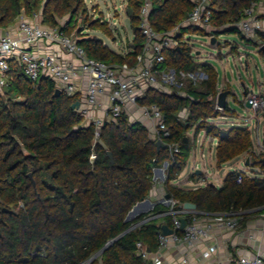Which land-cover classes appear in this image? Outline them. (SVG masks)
Instances as JSON below:
<instances>
[{"label":"trees","instance_id":"16d2710c","mask_svg":"<svg viewBox=\"0 0 264 264\" xmlns=\"http://www.w3.org/2000/svg\"><path fill=\"white\" fill-rule=\"evenodd\" d=\"M142 3L128 0L134 26H138ZM252 3L264 0H211L210 24L236 33V24ZM192 7V0H154L150 24L158 32L171 30ZM37 13L42 24L51 28L69 17L61 30L67 36L75 35L89 58L131 64L141 50L138 27L130 45L133 51L127 54L112 52L98 39H81L82 29L76 31L78 21L111 35L106 23L90 21L84 0H0V29L12 25L21 14L32 17ZM182 31L204 35L198 29ZM165 58L169 67L202 71L208 79L188 88L187 97L149 90L139 101V106L156 105L164 117L170 136L162 142L165 149L159 151L148 130L140 123H129L125 115L105 122L95 138L94 126H85L71 109L77 96L61 93L53 97L56 87L52 81L32 83L12 68L13 79L0 92V264H83L114 240L90 264H144L135 245L141 242L153 253L160 226L154 221L123 234L131 224L125 218L148 197L152 169L164 163H168L166 194L179 203H193L197 211L207 213L258 209L262 210L255 214L264 213V178L229 172L219 188L207 184L183 190L172 185L185 167L187 133L193 127L196 133L203 130L217 140L218 167L243 156L249 158V166L264 171V155L253 153L247 129L209 125L219 113L210 98L217 95V74L209 64L196 62L186 44L167 51ZM184 110L187 117L181 120ZM226 111L227 104L222 112ZM173 144L179 153L170 156L168 145ZM162 209L158 204L154 207L155 212Z\"/></svg>","mask_w":264,"mask_h":264},{"label":"built area","instance_id":"2783aa9c","mask_svg":"<svg viewBox=\"0 0 264 264\" xmlns=\"http://www.w3.org/2000/svg\"><path fill=\"white\" fill-rule=\"evenodd\" d=\"M85 2V0H84ZM154 0H143L138 14V30L143 39L141 50L136 55L135 61L129 63L107 64L99 60L89 58L85 51L78 44L79 39L74 36H67L61 30L65 25L51 28L41 22V14H34L26 17L21 14L16 19V31L10 30L0 32V92L8 85L12 78L13 70H19L28 80L36 83L41 79L52 81L61 93L68 97L77 96L79 106L74 109L83 119L85 126L93 125L95 138L99 137L100 128L105 122H115L127 111L126 108H139L151 121L150 138L153 141H161L170 136V132L164 122V117L156 105L139 106L146 92L170 94L177 93L187 97V89L200 86L207 81L208 77L200 71L186 72L176 70L166 65L165 52L174 50L180 44L188 43L184 40L185 35L181 34L182 29L192 28L202 31L205 36L214 37L219 32L210 24L211 0H192V10L185 19L171 30L156 31L150 24ZM128 3V0H126ZM257 4L252 3L244 10L245 18L237 23V28L244 38L251 40L257 33L264 31V26L253 18V12ZM127 4L120 6V12L125 13ZM97 11L94 8L87 9V15L93 19ZM110 18L109 15L106 17ZM100 23L106 20L104 17L97 19ZM40 43L56 46L63 54L71 59H61L60 56L48 50L39 52ZM131 48V47H130ZM130 49L125 54L132 52ZM194 58V57H193ZM241 60V59H239ZM82 81H86L85 89L81 88ZM218 95V93H217ZM216 95V96H217ZM106 97L108 105L103 109L102 116L96 112L101 108L100 98ZM217 98V97H216ZM255 113L264 110V94L258 96L247 95L245 105ZM215 110L221 111L215 102ZM180 114V119L187 117V110ZM257 150L253 149L256 156L264 155V143L260 144L257 136ZM170 156L179 153L178 145H168ZM168 163L161 167L152 169L153 181L158 180V173L162 174V181L165 180V171ZM157 205V204H156ZM163 206L159 212L154 211L152 206L147 211H142L129 221L131 224L126 233L138 229L148 223L157 221L160 226L157 235V248L151 253L141 242H137L136 255L144 261V264H168L164 260V253L173 245L179 252H182L178 264H189L187 253L199 254L206 261V264H264V251L257 250L251 254L237 255L230 260L219 258L209 259L214 256L219 245L214 241L205 250H200L198 244L213 238L216 231H227L237 233L241 231L246 216H252L261 222V230L264 231V213L258 210L229 211L226 213H207L201 211L186 210L178 200L165 197L158 203ZM166 219L170 220L167 224ZM184 219L185 226L181 228L180 220ZM166 225L172 234L164 236L161 233V226ZM90 260V259H89ZM89 260L83 264H89Z\"/></svg>","mask_w":264,"mask_h":264},{"label":"rangeland","instance_id":"374dc122","mask_svg":"<svg viewBox=\"0 0 264 264\" xmlns=\"http://www.w3.org/2000/svg\"><path fill=\"white\" fill-rule=\"evenodd\" d=\"M84 3L87 9L94 8L97 11L93 19L88 16L90 21L104 17L106 20L104 23L111 35L106 34L101 28L89 26L88 23L81 25V21H78L76 31L82 29L81 39H98L109 50L117 53L125 54L131 49L137 26L131 24L126 12L119 10L120 6L128 4L126 0H85ZM107 15L110 16L109 19L106 18ZM183 35L186 36L183 39L188 40V43L182 44L190 48L195 61L209 64L217 74V86H224L229 92L226 97L228 111H219L215 118L208 121L211 123L209 125H217L225 130L233 127L247 129L253 149L257 150V136L260 144L264 142V110L255 113L252 109L246 108L245 98L247 95L264 94V53L260 52L264 47V38L256 35L248 40L238 31L219 32L214 36L215 44L211 45L212 37L190 32ZM81 48L84 49L83 46ZM216 97H210L214 104L217 101ZM194 129L189 131V136L187 135L191 141L185 167L172 185H180L186 190L207 184L218 187L219 182L223 181L229 172H241L248 177L264 178V171L259 167L245 166V161L242 162L243 156L218 167L215 161L217 140L203 130L196 133ZM195 171H200L201 175H194ZM253 219V216L246 217L242 227Z\"/></svg>","mask_w":264,"mask_h":264},{"label":"crops","instance_id":"0c3cea01","mask_svg":"<svg viewBox=\"0 0 264 264\" xmlns=\"http://www.w3.org/2000/svg\"><path fill=\"white\" fill-rule=\"evenodd\" d=\"M253 18L258 20L261 23V25L264 26V4H261V3L257 4V6L255 7L254 12H253ZM68 20H69V17H66V18L61 20L62 22L59 21L58 24L65 25ZM235 27L237 28V24ZM224 29L225 28H222L221 30H219V32L220 33L221 32L222 33L227 32ZM5 30H10L14 33L16 31V21L12 25L7 27L6 29H0V32L5 31ZM237 30H238V28H237ZM238 32H239V30H238ZM257 35H259L260 38H264L263 37L264 31L261 33H257ZM242 37H243V35H242ZM37 50L39 52H48V50L54 51L60 56L61 59H71V57H69L68 55H65L61 51H59V49L56 46L49 47L48 45H45L44 43H40ZM129 50H127V52ZM112 52H114V51H112ZM114 53H117V52H114ZM122 54H124V53H122ZM86 86H87L86 81H82L81 88L85 89ZM217 89L219 90V92H217L218 94L221 91L223 92V90H225L224 86H222V87L217 86ZM99 102H100L101 108H99V110L96 112V114L101 117L103 114V109L108 105L107 98L101 97ZM126 110L127 111L124 113V115L127 117L129 123H131V124L140 123L143 127H145L148 130V132L150 131L152 123L148 118L144 117V115L142 114V112L139 108L136 109V107L135 108L128 107V108H126ZM181 114L184 115L183 111ZM187 135L189 136V132L187 133ZM190 141L191 140H189V144H190ZM243 160L245 161V157L242 158V162H244ZM222 182L223 181L219 182V186L217 188L221 187ZM177 187L181 188L183 190H186V189L182 188L180 185H177ZM193 189H195V188H193ZM166 195L167 194L165 191L164 181H162V174L158 173V180L153 181V187H152L151 191L149 192L148 197L144 200L145 203H143V204H145V205L143 207H141V209L138 212L147 211L152 206H155L156 204L160 203V201ZM143 204H141V205H143ZM141 205H138L137 207H139ZM260 226H261V222L259 221V219L254 218L253 220L248 221L242 227L241 231H239L237 233H230L227 231H216V232H214L213 238H211L209 240H205L203 242H200L198 244V247L200 250H205L210 244H212L215 241L219 245V249H218L217 253L214 256L212 255L209 259H214L217 257L221 260H230L231 258H233L237 255L251 254V253L256 252L257 250L264 251V231L261 230ZM181 254H182V252H179L176 248L173 247V245H169V248L164 253V260L168 264H178ZM187 256L189 259V264H206V261L203 258H201L199 256V254L187 253Z\"/></svg>","mask_w":264,"mask_h":264},{"label":"water","instance_id":"95a60500","mask_svg":"<svg viewBox=\"0 0 264 264\" xmlns=\"http://www.w3.org/2000/svg\"><path fill=\"white\" fill-rule=\"evenodd\" d=\"M125 14L127 15V17H130V16H131V9H130V8H127ZM210 44H211V45H214V44H215V38H214V37L211 38V40H210ZM177 49H178V48H177ZM261 49H262V51H264V47H262ZM228 94H229L228 91H223V92H220V93L218 94V96H217V102H216V105H217L218 108H221L222 110L225 108V106H226V97H227ZM60 95H61V92H60L58 89H56L55 92H54V94H53V97H58V96H60ZM78 106H79V102L76 101V102H74V103L71 105V109H72V110L77 109ZM245 107H246V108H249V104L246 103ZM165 147H166V146H165L161 141H156V142H155V148H156L157 151H159L160 148L165 149ZM107 155H108L110 161L112 162L113 160H112V156H111V154L108 152ZM92 158H93V157H92ZM261 161L264 163L263 160H261ZM245 166H249V158H246V159H245ZM200 174H201L200 171H195V173H194V175H200ZM28 177H30V175H28ZM169 197H170L169 195H166V196H165V199H168ZM143 203H145V201H141V202L137 203V204L131 209V211L127 214V216H126V218H125V222H129V221H131V220L134 218V216H135L136 214H138V213H142V212H138V210H137V206H138V205H141V204H143ZM183 208L186 209V210H192V211H196V210H197V209H196V206H195L193 203H189V202L184 203V204H183ZM135 209H136L137 211H135V213H134V210H135ZM180 223H181V228H183V227L185 226V221H184V219H181V220H180ZM125 233H126V231H125L123 234H125ZM161 233H162L164 236H167V235L172 234V231H171L166 225H162V226H161ZM123 234H122V235H123ZM122 235H120V236H122ZM114 241H115V240H114ZM114 241H111L110 243L106 244V246H105L104 248H102V249H101L98 253H96L92 258H90V260H89V264H90V263H91V262H92V261L98 256V255H100L105 249H107V248H108V247H109ZM147 251L150 252L148 249H147ZM147 264H151V263L148 262Z\"/></svg>","mask_w":264,"mask_h":264},{"label":"bare ground","instance_id":"6f19581e","mask_svg":"<svg viewBox=\"0 0 264 264\" xmlns=\"http://www.w3.org/2000/svg\"><path fill=\"white\" fill-rule=\"evenodd\" d=\"M145 204H143V205H141V206H139V207H137V210L139 211L140 209H141V207H143ZM136 209L134 210V213H135V211H137Z\"/></svg>","mask_w":264,"mask_h":264}]
</instances>
